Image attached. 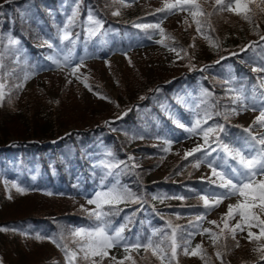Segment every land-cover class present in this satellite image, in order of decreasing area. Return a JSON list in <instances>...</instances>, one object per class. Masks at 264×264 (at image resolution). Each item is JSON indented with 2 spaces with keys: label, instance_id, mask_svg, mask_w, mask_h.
<instances>
[{
  "label": "rangeland",
  "instance_id": "374dc122",
  "mask_svg": "<svg viewBox=\"0 0 264 264\" xmlns=\"http://www.w3.org/2000/svg\"><path fill=\"white\" fill-rule=\"evenodd\" d=\"M12 1L15 0H0V4L2 2L10 3ZM143 2L144 4H142L141 9L145 15V12L146 14L157 12L156 10L163 8L166 3H175V0H143ZM198 2L207 5L214 4V0H198ZM257 4H261V0H255L253 4L254 10L257 13L255 18L256 21L255 23L252 22V27L261 32V34L256 39L249 30L243 29V32L247 34L248 43L244 46L242 51L251 45L260 44L262 48H264V39H261V37L264 36V12H261L260 8L256 7ZM64 7L72 11L75 7V2L71 1L70 3H65ZM261 7H264V5H261ZM125 11L131 13L134 9L127 8ZM165 11L168 17L164 18L159 26H165L168 30L173 31L180 39H184L188 45L189 43H193L192 47L177 49L182 50L180 51V56H177L176 52L169 51V47L152 43L154 40L153 35L145 36L144 33H146V30L141 29L142 32L138 31V33L129 31L131 44L126 42L124 49L118 48V51L113 53L109 58L105 55L101 58H96L97 60H93L92 54L86 50L82 54L71 55L73 63H78L80 58H83V65L79 67L77 73L80 79H76L75 76L70 75L69 69L67 68L64 70L57 69L49 59L48 61L39 60L35 64V67L38 69L37 75L25 86L24 91L17 94L14 101L17 108H23V111L30 116H33V111L40 106L49 111L53 119L56 120H54L53 129L47 130L45 136L53 132L62 133V135H64L72 131L87 134L88 141L85 143L87 146L83 147L84 159L91 169L96 170L97 176H102V179H99L97 185L89 191L79 187V196L67 199L61 195L55 194L44 179H42L40 183H37L36 179H40V176H42L40 172L32 176L31 179H27V176L24 174L21 176L10 175V177H8L9 174L5 173V170L0 164V192L2 191L4 194L8 190L16 191V188L8 189L9 182L7 178L13 179L16 186L25 189V194L18 197H13L11 194L4 195L8 202H0V223H7L11 227L6 228V225L1 226L2 224H0V228L7 229V231L1 232L0 235V262H2V264H59L62 259L64 260V264H67L64 252L61 251L56 244L52 243L50 239L43 244L36 245L37 235L30 236L28 226L17 228L18 225H15L14 221L29 215H34V217L42 220L56 218L59 215L70 216L78 210H80L83 215H86L96 210L94 204L90 205L87 203V198L94 197L96 192L107 191L108 187L117 182L119 186L126 187V185L121 182L119 170L113 168L109 170L108 167H105V165L114 163L119 164L120 161V155H118V153L116 154L111 146L106 145L105 140L107 135L116 137L119 130L122 131L121 126L118 125L117 122L131 110L128 108L132 107V109L136 111L140 103L152 101L159 91H164L165 88L169 89L167 96L161 97L157 103L153 102L152 105L153 110L157 111L156 113H158L160 117H153L152 122L143 125L144 127L130 147V149L158 146H162L163 149L168 148V151L163 150L164 157L162 161H160L157 156L145 158L142 161L138 153L132 151L127 152L128 159L129 157L134 158V155H137L134 158L136 164L141 162L143 166L146 163H157L156 171L148 177V182L162 181L170 168L178 163L180 159H184V153L186 151L200 145L199 142L202 139L198 137V135L187 132L185 128L194 124L196 119L204 120L206 114L208 119V116L212 114L210 109L213 107V101L215 99L212 94H208V99L211 102L207 99L203 102L201 99L199 92L204 89L200 83L201 76L197 74L198 72H205L206 67L202 64V58L193 56L190 52H192L193 45L195 47V43L204 42L207 40L205 39V35L209 37L210 33H208L205 28L203 32L205 34L202 36L195 34L191 28L190 15L185 11L177 9H172L171 11L166 9ZM113 12H119V10L116 9L112 11V15ZM87 13L88 16L93 15L92 11H88ZM71 14H73V12H71ZM71 14L65 17L67 21L73 17ZM120 15L122 14L119 13V15L113 16L116 17ZM155 18H158V16ZM185 20H187V24H185ZM214 23L215 26L219 28L226 26L222 20H215ZM40 25H43V23L38 22L35 24V26L39 28ZM94 27L95 25L88 20V33L89 29ZM233 32L238 35L239 29L233 27L228 33L225 31L222 32L221 35L226 37L227 35L233 34ZM22 33L27 34L28 29H24ZM9 38L18 40L19 44L10 45ZM224 43L228 42L223 41L221 49H225L226 46ZM8 47L12 54V60L17 62L20 56V40L18 38H13L12 35H7L5 37L3 52L8 53ZM221 53V59H223L225 54L227 55L225 57L233 55V53L230 52L224 53V51H221ZM63 55L66 54H63L62 50L58 49L51 54L49 53L48 57H62ZM0 56H2L1 51ZM112 71H117L119 75L125 72V76L135 81V84L141 85L143 90L133 91L126 86V88L123 87V91L117 90L114 84H111ZM85 77L87 78L86 80L84 79ZM68 79L72 80L71 84L67 83ZM0 82H3L5 85L4 92L5 97H7L9 90L7 89L6 82L1 78V75ZM85 83L89 86L93 85L98 87V90H89V87H85ZM99 83L103 86L102 88H99L101 86ZM228 84L230 88L229 92L233 97L242 91L244 102L257 108V111L240 110L239 113L229 121L230 125L237 128L233 134H230L232 142L234 143L233 146H237L236 148H241L245 152H249V144H246L245 140L249 141V143H254L251 141V135L257 137L264 135V128H259V125L253 124L255 118L259 115V108L264 105V87L261 86L262 83L258 84L259 91L253 83L247 88L244 81L237 78H230ZM146 92L150 94L147 95ZM202 102L204 110H199L196 107L201 105ZM37 104H39V106L36 107ZM178 107H185L187 109L184 116L180 114ZM177 121L182 124L185 123V128H179V130L175 129L173 126L177 124ZM34 123L37 126L31 128L23 121L19 120L18 122H13V120H11L8 123V129L11 132L8 134L9 144L7 146H12L17 138L23 140L29 135L34 134L35 136V134L41 130V126L47 124L41 120H35ZM206 123H203L201 127L205 129L209 128L210 125ZM250 125L252 126L251 135L244 131V129L249 128ZM211 128L215 129L216 126L212 125ZM154 134L157 135L153 136ZM41 136L43 135H40V137ZM35 137H39V135ZM193 141H196V144H194ZM48 144L50 149L47 151V156H50L57 152L56 141H49ZM211 146L217 150L210 155H205L204 151L200 152L203 163L200 164L198 168L192 165V169H194L192 179L205 180L218 186L219 180L212 175V171L208 166V161L214 160V166H223V170L226 172H230L229 165H234L235 161H232L217 143H211ZM255 147L259 149L260 145L257 144ZM225 161H227V163H225ZM79 168V165L69 167L74 173H79ZM218 170H220L219 167ZM261 179H264V176L256 177L257 181ZM213 180L216 182L213 183ZM22 181L23 183H21ZM171 181L177 183L180 180L178 177L174 176ZM224 191V189L219 188V190L214 192L218 194ZM48 193H51V195H48ZM171 194V196H168L166 193L153 195V201L157 202L155 209L160 216L171 211L174 213L178 212L179 214L189 211L194 212L193 206L187 208L188 205L186 201L183 202L180 200V205L186 208L175 206L176 203L170 200V198L177 194H174V192H171ZM154 197L158 198L154 199ZM238 199L243 200V197L233 195L230 198L224 199L218 207L210 209L213 213L211 219L215 221L221 229L224 227L225 223L228 224L230 229L234 227L238 221L244 226V230L241 231L239 229V233L235 237L242 247L241 251L233 252L232 255L228 257L229 259L227 258V261L223 264H244L246 260L248 264H264V261L260 259V253L257 251L258 248L264 246V242L254 240V238L249 239L247 236L249 230L259 235V227L252 226L249 228L246 223L241 221L238 212H235V210L234 217H226L228 206L235 205ZM213 200L214 199H209L210 204ZM125 203L126 202L116 205V208L123 209ZM138 203L139 207L144 210L143 213L147 214L149 212L148 205L151 206L150 202L139 198ZM108 207V205H105L104 210L108 209ZM253 211L260 216V219H264V213H260L259 207L253 209ZM116 213L117 212L106 217L112 228L123 225L126 217L123 216L113 221L112 217L116 215ZM164 221H166V219H164ZM140 226V223L137 224L133 234L126 236L130 242L140 237V234L137 232ZM78 227H81V225L77 224L73 226L72 230ZM12 229L17 231L19 235L11 233L10 231ZM148 230L150 235H152L153 231L157 233L167 231L168 234L172 231L166 222L160 225L157 230ZM69 234L70 232H68L66 236L69 237ZM72 239L71 237L68 238L67 245L70 249L75 250L76 245L72 243ZM201 239L202 245L206 247L211 246L212 242L206 235H203ZM118 249L121 248L115 247L110 249L109 257L115 256L119 260L120 255L115 253ZM141 252L142 249L136 252L139 255L137 257L141 258ZM96 259L99 260V257H96ZM81 262L82 260H78L77 264H81ZM192 262L196 263L197 259L192 260ZM103 264H113V262L106 258ZM203 264L215 263L203 261Z\"/></svg>",
  "mask_w": 264,
  "mask_h": 264
},
{
  "label": "trees",
  "instance_id": "16d2710c",
  "mask_svg": "<svg viewBox=\"0 0 264 264\" xmlns=\"http://www.w3.org/2000/svg\"><path fill=\"white\" fill-rule=\"evenodd\" d=\"M60 1L61 0H15L10 3L2 2L0 4V50L6 35L13 33L21 38V57H19V62L17 64H12L10 59L5 56V53H3V68L0 69L1 78L6 82L7 89L9 90L8 96L5 97L3 101H0V164L4 168L5 173L11 176H21L24 174L28 179L32 177L33 173L41 172L43 175L41 178L45 180L48 186L56 194H60L65 198H73L77 196L75 194L79 187L85 190H90L98 182V179L94 176V171L88 167L82 155L83 147L87 146L85 143L88 141V135L83 134V132L79 134L72 132L65 135V137L61 138L58 142L57 152L53 155L47 156V151L50 147L45 146V144L62 135V133L53 132L48 136H45L47 130L53 129L54 120L56 119H53L51 116L52 114L42 106L33 111V116L27 115L23 111L24 109L17 108L14 102L17 94L25 90L26 84L31 80V77L36 74L32 67L33 61L39 58L47 59L48 53L56 51L57 48L62 49L63 52L68 54L69 50L70 54H81L82 50L87 49L93 55L96 54L98 57L103 55L109 56L114 47L110 41V38L113 36H103L93 39H88L84 36L83 19L86 8L93 9V12L105 21L104 28H107L109 25L113 27H128L134 21L139 20H145L143 21L145 24H160L164 20L166 13L157 11L146 14L145 12L144 15L139 0H123V2H121V0H78L76 16L71 24H67V31L70 39L62 40L65 25L63 18L60 16V14L64 12L60 6ZM200 5L205 11H211L214 4ZM127 8H132L134 11L129 13L125 11ZM250 8H252L253 12L249 13V15H252V22L255 23L257 12L254 10L253 4L250 5ZM46 9H53L56 12L55 18H47L44 20V25L40 28L36 27L35 22L44 16ZM116 9L119 10V13L122 15L114 17L112 11ZM156 16H158V18H155ZM196 19L201 20L202 24L205 20L202 16H198ZM215 20H222L226 26L223 28L216 27L214 23ZM210 21L211 28L205 25L201 28L200 32H197L196 24L191 16V28L194 33L202 36L205 34L203 32L206 28L210 35L204 42L195 43V47H193L190 54L202 58V64L207 65V67L210 66L206 72L200 73L201 84L204 90L210 92L215 99L214 108L210 110L212 114L208 116V123L210 125L215 124L216 127L222 126L224 129L223 131L215 132L212 136L209 134L208 140H214L220 145L228 144L230 148H235L232 145V137L230 134H233L237 128L230 125L229 121L236 115L233 114L232 109L235 108L237 113H239V111L242 110V106L239 102H233L234 97L229 92V79H226V77L228 76V78H230V74H234L233 76L235 78L244 80L247 88L253 83L257 86L258 81L261 83L264 82V71L259 70L264 69V50L261 45H251L242 52V49L248 43L247 34L243 32V29L249 30L256 39L261 32L252 27V22L245 21L242 17L228 11L219 14L214 13L211 16ZM233 27L239 29L238 35L234 34V32L226 37L221 35L222 32L225 31L228 33ZM25 28L29 29V33L26 34V37L23 34L20 35ZM160 28L164 30L166 34L165 37L161 36L159 28H147L148 33H152L155 36L156 42L160 46L173 47L176 49L192 47L193 43H189L188 45L184 39H180L173 31L168 30L165 26L161 25ZM167 37H172L174 39H168ZM46 41L51 43L53 48H49L47 43H45ZM158 41H162V43H159ZM223 41L228 42L224 43L226 46L225 49H221ZM33 43H36L37 46H34ZM221 51H224V53L230 52L233 53V55L225 57L227 56L225 54L223 59H221ZM93 57L96 58V56ZM25 60H29V63H25ZM217 61L218 63L214 64ZM254 69L257 70L254 71ZM124 73L119 75L117 74V71H112L111 84L113 83L117 90L123 91V87L125 86L133 91L143 90L141 85L135 84V81L126 77ZM26 76L28 77L27 79H25ZM17 84L23 86L17 88ZM99 84L101 85V83ZM102 87L103 86L101 85L99 88ZM90 88L93 91L98 90V87L93 85H91ZM168 92L169 89L165 88V90L160 91L152 101L140 103L136 111L133 110L132 107L128 108L131 110L117 122V124L121 126L123 132L119 130L116 137H110L107 135L105 140L106 144L111 146L116 154L123 152L120 154L122 160L119 163L122 181L127 184L137 197L145 199L147 202L149 201L153 207L156 205V202L152 201L153 193L179 192L183 193L184 196L189 197L193 196V194H198L203 187H205L204 191L205 189H210L209 187H206L207 183L192 180V174L194 172L192 165L197 161V155L189 156L187 159H180L178 163L170 168L165 178L159 182H148V177L156 171L157 163H146L139 169H133L130 166L129 161L126 159L127 152L131 151L140 152L145 158L154 154L158 156L162 154L160 148L130 149L133 142L130 131L140 129L143 123L156 115L157 111H154L152 108L153 102L157 103L161 97L167 96ZM149 94L150 93H147V95ZM199 95L201 99L206 100V97H204L202 93L199 92ZM37 106H39V104H37L36 107ZM197 108L199 110H204L202 105ZM178 109L180 110V114L184 116L187 109L185 107H178ZM225 117H227V119ZM11 120H13V122H18L19 120L23 121L31 128L37 126L34 123L35 120H41L47 124L44 126L40 125L41 130L35 134V136L39 135V137H35L34 134H32L23 140L17 138L12 146H7L9 144L8 134L11 132L8 129V123ZM40 135L43 136L40 137ZM200 135L203 136V133ZM72 162L81 164L79 175H74L73 170L71 169H65V165ZM174 176L178 177L180 181L173 183L171 180ZM37 182L40 183V180L38 179ZM21 183H23V181ZM9 194L13 197L23 195L17 191H9L4 194L1 191L0 202L7 203L8 201L5 199L4 195L6 196ZM137 208L138 205L128 206L117 213V218L119 219L125 216L127 212H136L135 215L127 216V220L124 223V233L130 231L139 221H141L144 229V223L146 220H149L153 226L161 223L160 218H162V216H158L152 207H149L150 212L147 215H143L141 208L136 210ZM165 216L171 224H177L175 238L180 245V247L177 248L178 264H203V261L221 264V261H223V263L226 262V259L230 257L233 252L241 251L242 249L240 243L239 247H236L238 240H233L229 231L224 230L222 232L221 228L212 225L210 227V232L212 233V236L218 238L216 239L215 244L212 242L211 246L206 248L202 247L205 259H201L199 256H193L191 254L185 256L183 254V247L186 240L191 241L189 251H191V248H195L197 244L201 245L195 233L200 227H202V221L195 223L194 221L196 219H193V221L188 224V221H183L181 217H177L173 213ZM113 219H115V217H113ZM95 223L96 221L94 218H90L88 213L83 215L80 210L74 212V214L70 216L59 215L56 218L42 220L34 217V215H29L14 221V224L18 225V227H33L34 229L32 232H38V235L44 237H49L51 235L59 237L61 233L67 237L66 235L68 232H71L73 225L81 224L82 226H94ZM3 225H6V228L10 227L7 223L2 224L1 226ZM10 232L19 235L18 232L13 229ZM189 233H192V235L189 236ZM153 238L156 240L161 239L158 236ZM257 241L264 242V238ZM44 242H47V238L36 241V245L43 244ZM65 242L67 243L68 239ZM168 243V241H165V244ZM218 251L223 253L222 257L219 259L216 256ZM118 254L120 255V259L126 255L124 251L123 253ZM128 254L133 256L136 260V264H161V261L155 256H152L150 251L148 253L144 252L145 255L142 258L137 257L133 252ZM195 259H197V262L193 263L192 260ZM60 264H62V261ZM81 264H85V262L82 261ZM125 264H130V262L125 261ZM164 264H168L167 259H165ZM173 264H176V261H173ZM244 264H248V261L246 260Z\"/></svg>",
  "mask_w": 264,
  "mask_h": 264
},
{
  "label": "snow or ice",
  "instance_id": "6c2138e0",
  "mask_svg": "<svg viewBox=\"0 0 264 264\" xmlns=\"http://www.w3.org/2000/svg\"><path fill=\"white\" fill-rule=\"evenodd\" d=\"M123 2V0H121ZM255 0H214V5L212 6L211 11H205V9L198 3V0H175V3H166L163 8L157 9L156 11L162 12L166 9L171 11L172 9H177L181 11H188L190 15L193 17V20L196 24V31L200 32L203 26H207L211 28V16L215 14H219L224 11H228L234 13L237 16L242 17L245 21L252 22V15L249 13L253 12L252 8H250L251 4H254ZM264 0H261V4H257L256 7L260 8L261 12H264ZM254 14V13H253ZM73 17L76 16V13L73 12ZM113 15H119V12H113ZM198 16H202L205 18L203 24L201 20L196 19ZM88 20L95 25L94 28L89 29L90 35L99 32L102 28V22L98 19H94L91 15H89ZM69 24L72 23L70 19ZM185 24H187V20H185ZM67 25H65L64 35L62 36V40H69L70 36L67 31ZM136 27L147 29V28H159L160 34L162 37H165V32L162 28H160L159 24H139ZM168 39H174L172 37H167ZM205 39L208 37L205 35ZM264 39V36L261 37ZM162 43V41H158ZM47 46L49 48H53L51 43H48ZM10 45H18L19 41L15 39L9 38ZM167 46V45H166ZM194 47V45H193ZM169 51L176 52L177 56H180V51L176 48L169 47ZM48 59L51 61L53 65L59 70H64L65 68L69 69V73L72 76H75L76 79H80L77 75L79 71V67L83 65V58H80L78 63H73L72 57L70 55V50L68 55H63L62 57H54L49 56ZM130 62V61H129ZM3 68L2 64V56H0V69ZM257 69H254V71ZM264 71V69H259ZM28 77L26 76L25 79ZM87 79L86 77L84 78ZM67 83L71 84L72 80L68 79ZM23 85L17 84V88H21ZM264 87V83L261 85ZM85 87L90 86L85 83ZM5 85L3 82H0V101H3L5 98L4 92ZM207 94V93H206ZM103 98V97H101ZM143 99V98H142ZM234 103L239 102L242 105V110H252L257 111V108L253 105H249L244 102L243 93L240 91L234 97ZM233 114H237V110L232 109ZM227 119V117H225ZM207 122V114L204 120L196 119L194 124L185 128V125L177 121V126L181 128H185V130L193 135L198 134L199 132L203 133L204 144L197 145L189 151L184 153V158L187 159L189 156H192L194 153L204 151L205 155H210L212 152H215L217 149L212 147L211 144L208 143L209 133H214L217 131H223L222 126H218L217 128H203L201 125ZM254 125H259L260 128H264V105L259 108V115L255 118ZM252 126L249 128H245L244 131L248 132L251 135ZM218 139V138H217ZM251 141L254 143H249V141L245 140L246 144H249V152H245L241 148H230L228 144H221L222 150L229 156L232 161H235L234 165H229L230 172H226L223 170V166H214V160L208 161V166L212 171V175L219 180L218 187L224 189L223 193L213 194L214 200L210 204L209 199L206 195L200 196V199L203 201L204 208L210 210L212 208L218 207L219 204L226 198H230L233 195L238 197H243V200L237 201L235 205L228 206V212L226 217H234V210L238 212L241 221L246 223L249 228L252 226L259 227V235H254L252 231H248L247 236L249 239L254 238L256 240H260L264 238V219H260V216L253 211V209L259 207L260 213H264V179L259 181L256 180L257 176H264V135L257 137L255 135H251ZM260 145V148L257 149L255 145ZM207 145V148H205ZM164 151H168V148H165ZM254 153V154H252ZM131 160L132 157H129ZM200 158L197 157V162L193 164V167L200 166ZM227 163V161H225ZM238 165V166H237ZM120 165L110 164L105 165L109 170L112 168H118ZM136 165H133L135 167ZM218 167L220 170H218ZM213 183L216 181L213 180ZM12 187L16 188L17 192L24 194L25 189L16 186L15 184ZM51 195V193H48ZM11 198V197H9ZM158 197H154L157 199ZM123 202H134L138 203L139 198L135 197L134 193H132L127 187L119 186L118 182L113 184L112 186L107 188V191H99L94 194V197L87 198V203L90 205H95L96 210L89 212V217L94 218L96 223L92 227L84 228L78 227L74 228L69 237L73 238L72 243L76 245L75 250L70 249L65 243V241L69 237H65L63 233L60 234L59 237H44L37 235V240L50 239L52 243L56 244L61 251L64 252L65 260L67 264H77L78 260H82L85 264H103V261L107 258L110 259L113 264H125V261H129L130 264H136V260L132 255L128 254L130 252H138L140 249H143L145 253L151 251V255L155 256L158 260L161 261V264H164L165 259H167L168 264H173V261L177 260V248L180 245L176 241V229L172 227L171 222H169L168 227L172 229L171 233H164L163 237L160 240H156L153 237L157 236V232L153 231L152 235L141 240L137 238L134 241H129L128 238L122 235L125 230V225H120L119 227L112 228L110 226L109 221L106 217L113 215L115 212L119 211L116 208V205ZM108 205V209L104 210V206ZM203 217H197V219H202ZM211 223L215 224V221ZM240 229L244 230V226L241 222H237L236 225L229 229L227 223L224 225V230H228L231 233V238L235 240L236 231ZM7 231L5 228H0V232ZM204 232L208 233L212 236L210 230L205 229ZM192 233H189L191 236ZM78 238V239H76ZM218 237L212 236L213 243L215 244L216 239ZM170 240L171 242L165 244V241ZM163 245V246H162ZM115 247H120L124 249L126 255L122 259H117L115 256L109 257V250ZM191 247V241L186 240L183 247V254L185 256L191 254L193 256H199L201 259H205V255L202 249V246L197 244L195 248H191V252L189 251ZM236 247H239V243H236ZM260 253V259L264 261V246H261L257 249ZM223 253L217 252V258H221ZM99 257V260L96 259ZM2 264V262H0ZM223 264V261H221Z\"/></svg>",
  "mask_w": 264,
  "mask_h": 264
},
{
  "label": "bare ground",
  "instance_id": "6f19581e",
  "mask_svg": "<svg viewBox=\"0 0 264 264\" xmlns=\"http://www.w3.org/2000/svg\"><path fill=\"white\" fill-rule=\"evenodd\" d=\"M97 82V81H96ZM98 83V82H97ZM147 93V92H146ZM6 140V139H5ZM39 154V153H38ZM42 158V157H41ZM61 175V174H60ZM36 244V243H35Z\"/></svg>",
  "mask_w": 264,
  "mask_h": 264
}]
</instances>
